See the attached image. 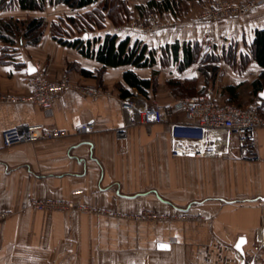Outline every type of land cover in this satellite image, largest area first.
Instances as JSON below:
<instances>
[{"label":"crops","instance_id":"0c3cea01","mask_svg":"<svg viewBox=\"0 0 264 264\" xmlns=\"http://www.w3.org/2000/svg\"><path fill=\"white\" fill-rule=\"evenodd\" d=\"M128 1L134 5L146 0ZM204 1L182 3L176 34L161 31L166 27L136 30L135 22L144 23L148 16H134L125 28L128 34L111 25L108 29L120 39L131 36L133 43L139 35L157 51L158 61L164 55L172 63L167 46L176 41L215 39L214 30L225 39V31L239 23L244 27L241 35L252 43L255 32L264 31V0H231L262 4L245 16L217 23L203 19ZM0 4V21L43 17L49 23L36 47L22 38L14 45L0 40L1 96H28L31 90L25 80L32 69L47 71L51 80L67 77L75 86H99L112 94L89 98L69 90L51 111L34 104L0 103V212L10 213L0 222V264H264V129L256 134L253 155L236 149L234 139L223 133L219 157L172 158L169 125L130 126L131 114L122 103L134 102L136 119L145 107L174 104L181 97L169 90V80L196 79L197 90L205 87L194 67L181 75L177 67L163 68L160 62L135 70L144 79L158 71L157 92L145 98L132 90L134 96L123 99L118 88L125 86L126 69H107L101 82L86 78L82 70L98 74L102 66L53 40L52 21L73 14L65 5L45 0L40 13L22 10L19 0ZM163 20L174 22L170 17ZM187 27L200 32H180ZM225 81L220 77L214 86L235 84ZM38 124L59 128L68 136L4 148L3 131ZM85 124H93L95 132L78 130ZM124 130L126 137L120 138ZM41 199L72 201L104 213L40 212L31 202ZM147 212L160 219H133ZM241 239H245L243 254L237 250Z\"/></svg>","mask_w":264,"mask_h":264},{"label":"trees","instance_id":"16d2710c","mask_svg":"<svg viewBox=\"0 0 264 264\" xmlns=\"http://www.w3.org/2000/svg\"><path fill=\"white\" fill-rule=\"evenodd\" d=\"M188 1L202 2L203 0H146L143 4L136 2L134 5L128 0H50L51 5L63 4L73 12L71 15L61 16L58 21H53L50 24V31L54 41L75 49L85 59L93 60L102 66L98 74L82 70L81 74L84 77L97 79L101 82L102 74L107 69H126L122 75L126 87L120 85L118 88L120 97L123 99L131 98L134 96L131 91L135 90L143 97L149 98L150 95L157 92L158 71H153L151 79H144L135 70L150 69L155 67L157 62H160L163 68H170L173 65L177 67L178 74H184L189 68L199 63L200 56L205 53L203 46L199 40H195L196 42L193 40L183 41L182 44L180 41H176L167 46V50L171 49L172 51L173 63L164 55L158 61L157 51L149 43L141 41L139 35H135L134 43L131 41V36L125 35L120 39L117 34L110 32L108 25L120 29L123 34H128L125 28L134 16L145 19L147 15L153 13L159 20L170 17L174 21L173 24L161 31L176 34L175 32L178 31L176 30V20L183 13L181 5ZM19 5L24 11L43 13L45 0H19ZM0 8H3L2 4H0ZM63 25L67 28L71 25L75 26L74 28L71 27L73 31H76L74 35L66 32L68 30L61 32L60 28H63ZM48 30L49 25L43 17L29 20H1L0 40L14 45L18 39L22 38L26 44L36 47L41 43ZM181 31L190 33L193 29L187 27L182 28ZM96 32L99 34L95 35ZM92 33L93 36H91ZM58 34H62L63 37L58 36ZM86 34L88 38H85ZM141 43L142 47L138 49L137 47ZM252 46L258 54V60L264 66V31L255 32V40ZM180 49L183 52L182 60H180ZM216 62L218 63L216 60L213 65L205 62V68H199V73L205 80V87L201 90H197L196 79L190 78L183 81L169 80L167 82L169 90L173 95L181 98L204 93L209 85H215L218 78L220 69ZM231 69L235 70L236 68L231 67ZM99 88L107 90L103 87ZM247 90L253 98V102L247 100L248 102L245 104L256 105L262 112L264 100L260 98V94L264 92V70L251 82L242 81L232 86L219 87V100L221 103L244 107L238 103ZM262 114L264 113L262 112Z\"/></svg>","mask_w":264,"mask_h":264},{"label":"built area","instance_id":"2783aa9c","mask_svg":"<svg viewBox=\"0 0 264 264\" xmlns=\"http://www.w3.org/2000/svg\"><path fill=\"white\" fill-rule=\"evenodd\" d=\"M262 2H232L227 0H205L203 3V19L212 22H220L230 17H240L249 14ZM147 22H135L136 30H155L171 25L170 20H163L156 28L151 27V20ZM147 24V26H146ZM157 24V23H156ZM205 51L212 49L209 37L204 39ZM26 84L31 92L25 97L13 95H0V103L34 104L44 111H51L59 98L69 90H77L83 96L99 98L111 96L98 87L75 86L67 77L61 80H51L47 71L37 69L36 73L26 77ZM125 112L131 114L130 126H154L168 124L170 127V154L175 159H205L219 157L222 153L220 135L228 134L234 139L235 148L245 154H254L256 134L264 129V114L256 105L249 104L239 107L230 103H221L219 89L210 85L204 93L198 96L183 97L174 104L161 106L155 104L145 107L139 112V119L133 114L136 112L135 104L128 100L122 103ZM175 117H181L184 121H175ZM78 130L85 134H92L96 128L93 124L79 126ZM120 138L126 137V130L120 132ZM68 133L59 128L38 125H19L2 132V142L6 149L19 145L36 144L61 140ZM31 207L40 212H64L77 210L85 213H104L101 209H93L77 205L67 200L41 199L31 202ZM10 216L9 212H0V222ZM138 221H153L160 219L153 213L147 212L141 216L133 217ZM186 219L197 220V217L187 216ZM258 250V249H257Z\"/></svg>","mask_w":264,"mask_h":264},{"label":"rangeland","instance_id":"374dc122","mask_svg":"<svg viewBox=\"0 0 264 264\" xmlns=\"http://www.w3.org/2000/svg\"><path fill=\"white\" fill-rule=\"evenodd\" d=\"M227 1H231V0H227ZM147 16L149 17V19H151L155 15L150 13ZM59 18L60 17H57V19L54 21H58ZM156 20H155V22L157 24L153 23L154 22L153 19L151 20V27L153 29L158 27L159 26L158 24H160V22H162V20H157V21ZM145 22H147V21H145ZM47 24H49V23H47ZM146 26H147V24H146ZM62 27L63 28H60L61 32L68 30L66 32L71 33L73 35H74V32H76V31L72 30V28L75 27L73 25L69 26L68 28L65 25H63ZM243 28H244L243 24H240V23L238 25L230 27L229 29H227V32L225 31V33H224L225 39H223L222 37H219L218 32L216 30H214L213 33L217 37L215 38L216 40L210 39V37H209V39L211 40L212 45H213L212 49L209 52L205 51V48L203 46L204 41L199 40L201 46H203L205 53H203V51L201 50V53H203V56H200L199 63L194 66V70L200 72L199 68H203L206 64L205 62H209L210 64L213 65V64H215L214 62L217 60L218 63L217 62L216 63H217V65H219V69H220L219 74H218V78H220V77L225 78L226 79L225 84H229V83H233V82L238 83V82H242V81L251 82L255 77H258L260 75V73L262 72V70H264V66L258 60V58H257L258 54H257L255 48L252 46V42L247 39V35H244V36L241 35V32H244L242 30ZM111 29H113V28H111ZM110 32L112 33L111 30H110ZM192 32H200V30H198V28H197V29H194V31H192ZM62 34H58V36L63 37ZM94 34L97 35L99 33L96 32ZM94 34L92 33L91 36H93ZM136 36H138V35L136 34ZM227 36H228V38H227ZM193 42H196V41L194 40ZM135 47H137V46H135ZM141 47H142V43L139 44L137 48L141 49ZM201 57H203V58H201ZM165 63L167 64V62H165ZM231 67H234L236 69L232 70ZM162 73L166 74L167 69H164L162 71ZM97 87L99 88V86H97ZM103 91L107 92L108 89L103 90ZM243 96L244 97L241 96L242 100H240L238 104H242L245 107V105L247 106V103L245 104V102H248V101L253 102V100H252L253 98L251 97L248 90L245 91Z\"/></svg>","mask_w":264,"mask_h":264},{"label":"water","instance_id":"95a60500","mask_svg":"<svg viewBox=\"0 0 264 264\" xmlns=\"http://www.w3.org/2000/svg\"><path fill=\"white\" fill-rule=\"evenodd\" d=\"M85 38H88V36L87 35H85ZM34 73H36V69H32L31 71H30V75L31 74H34ZM260 98L262 99V100H264V92H262L261 94H260ZM245 242V239H241L240 241H239V243H238V245H237V250L241 253V254H243V243ZM163 245H161L160 247H162Z\"/></svg>","mask_w":264,"mask_h":264},{"label":"snow or ice","instance_id":"6c2138e0","mask_svg":"<svg viewBox=\"0 0 264 264\" xmlns=\"http://www.w3.org/2000/svg\"><path fill=\"white\" fill-rule=\"evenodd\" d=\"M34 70V69H33ZM163 247H166V246H163Z\"/></svg>","mask_w":264,"mask_h":264}]
</instances>
